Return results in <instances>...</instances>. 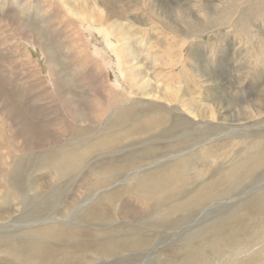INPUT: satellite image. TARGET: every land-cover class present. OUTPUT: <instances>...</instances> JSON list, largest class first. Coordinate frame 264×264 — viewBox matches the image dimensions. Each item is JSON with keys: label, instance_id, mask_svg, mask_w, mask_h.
<instances>
[{"label": "rangeland", "instance_id": "obj_1", "mask_svg": "<svg viewBox=\"0 0 264 264\" xmlns=\"http://www.w3.org/2000/svg\"><path fill=\"white\" fill-rule=\"evenodd\" d=\"M67 1L0 0V264H264V0Z\"/></svg>", "mask_w": 264, "mask_h": 264}, {"label": "bare ground", "instance_id": "obj_2", "mask_svg": "<svg viewBox=\"0 0 264 264\" xmlns=\"http://www.w3.org/2000/svg\"><path fill=\"white\" fill-rule=\"evenodd\" d=\"M12 1V0H11ZM19 1V0H18ZM22 1V0H21ZM40 1V0H39ZM69 1V0H68ZM68 1H67V3H68ZM71 1H73V0H71ZM76 1V0H75ZM229 1L230 2H232V5H236V4H238L239 2H242V1H244V0H228V1H223V3L224 4H226V3H229ZM4 2V1H3ZM28 2V1H27ZM41 2H43V1H41ZM48 2V1H47ZM55 2H57V1H55ZM66 1H64V3H65ZM90 2H91V0H90ZM101 2V4H100V6L99 5H97L95 2H93V4L92 3H87V2H85V4L84 5H82L81 7H82V9H81V13L79 14V10H78V14H76V13H73V12H69V14L71 15V16H73V17H76V20L78 19L79 21H80V28L82 27V25L84 24V23H87L88 25H94V24H100V26H101V29L102 30H100V32L102 33V34H104V37H108V39H110V37H115L116 39H117V43L118 44H116V43H112V42H110L109 44L111 45V47L112 48H114L115 49V51L116 52H118V54H120L119 56H121V58L122 59H124V62L125 63H123V64H127V65H130V63H131V60H133V59H136L137 57L135 56V54L133 55V51H132V49H133V47L131 48V46H130V43L129 42H131V40L129 41V36H128V34H127V31H125V28L123 29H119V23H118V21L117 20H111L110 22H109V20H107L106 18L108 17L107 15V17L105 16V17H103V11H104V2H103V0L102 1H100ZM35 3V2H34ZM50 3V2H49ZM60 2H58V4H59ZM63 3V2H62ZM72 3V2H71ZM75 3V2H74ZM84 3V1H82V4ZM15 4V3H14ZM28 4V3H27ZM38 4H40V3H38ZM44 4H45V2H44ZM79 4V3H78ZM106 4V3H105ZM19 5V4H18ZM29 5V4H28ZM49 5V4H48ZM52 6H53V4H51ZM64 5V4H63ZM72 5H73V3H72ZM138 5V4H137ZM231 5V6H232ZM20 6H22V4L20 5ZM51 6V7H52ZM57 6V5H56ZM65 6V5H64ZM78 6H80V5H78ZM109 6V5H108ZM35 7V6H34ZM50 7V6H49ZM70 7V6H69ZM105 7H107V6H105ZM110 7V6H109ZM218 7V6H217ZM216 7V8H217ZM90 8H92V9H90ZM126 8V7H125ZM134 8V7H133ZM25 9V8H24ZM47 9V8H46ZM73 9V8H72ZM72 9H70V11L72 10ZM112 9V8H111ZM35 10V9H34ZM130 10V9H129ZM69 11V10H68ZM73 11V10H72ZM135 11H136V9H135ZM106 12V11H105ZM104 12V13H105ZM134 12V11H133ZM3 13V12H2ZM37 13V12H36ZM46 13V12H45ZM62 13V12H61ZM5 14V13H4ZM51 14V13H50ZM63 14V13H62ZM69 14L67 15L66 14V17H68L69 16ZM59 15V14H58ZM64 15H65V12H64ZM63 15V16H64ZM205 16V15H204ZM0 17H2V16H0ZM28 17V16H27ZM60 17V16H59ZM70 17V16H69ZM206 17V16H205ZM2 18H4V17H2ZM7 18V17H6ZM11 18H13V17H11ZM41 18V17H40ZM58 19V18H57ZM72 19V18H71ZM110 19V18H109ZM15 20V19H14ZM40 20V19H39ZM56 20V19H55ZM62 20V19H61ZM60 20V21H61ZM74 20H75V18H74ZM203 20V19H202ZM16 21V20H15ZM196 21V20H195ZM206 21V20H205ZM5 22V21H4ZM62 22V21H61ZM68 22V21H67ZM197 23H196V25H199L200 23H199V21H196ZM200 22H202V21H200ZM207 22H209V21H207ZM44 23V22H43ZM65 23V22H64ZM74 23V22H73ZM76 23V22H75ZM74 23V26L76 25ZM121 23V22H120ZM134 23V22H133ZM206 23V22H205ZM217 23H219L218 21H217ZM69 24V23H68ZM129 24H131V25H133V27H135L134 26V24H132L131 22H129ZM207 24H209V23H207ZM66 25V24H65ZM130 25V26H131ZM202 25H205V24H202ZM211 25V24H210ZM31 26V25H30ZM77 27V26H76ZM90 27V26H89ZM127 27V26H126ZM128 28V27H127ZM163 28V27H162ZM74 30V29H73ZM140 31V30H139ZM138 31V32H139ZM72 34V33H71ZM137 34V33H136ZM67 35V34H66ZM136 36V35H135ZM138 36V35H137ZM174 36V35H173ZM68 37V36H67ZM66 37V38H67ZM134 37V36H133ZM139 37V36H138ZM142 38V37H141ZM149 38H151V37H149ZM70 39V38H69ZM140 39V38H139ZM146 39V38H145ZM60 41V40H59ZM74 41V40H73ZM62 42H63V40H62ZM62 42H61V44H62ZM72 42V41H71ZM116 42V41H115ZM156 42V41H155ZM67 43V42H66ZM65 43V44H66ZM81 43L83 44V42L81 41ZM152 43V42H151ZM70 44V43H69ZM143 44V43H142ZM147 44V43H146ZM146 44L144 45V46H146ZM183 44V43H182ZM40 45V44H39ZM67 45H68V43H67ZM75 45V44H74ZM73 45V46H74ZM132 45V44H131ZM148 45V44H147ZM150 45V44H149ZM148 45V46H149ZM76 46H79V45H76ZM76 46H74V47H76ZM80 46H82V45H80ZM165 47V46H164ZM82 48H84L85 49V47L83 46ZM81 48V50H80V52L83 50ZM183 48V47H182ZM182 48H180V49H182ZM67 49V48H66ZM74 49V48H73ZM76 49H78V48H76ZM147 49V48H146ZM146 49L145 50H143V51H146ZM179 49V50H180ZM79 50V49H78ZM86 50H88V48L86 49ZM136 50V49H135ZM173 50V49H172ZM179 50H176V51H178L179 52ZM111 51H113V50H111ZM149 51V50H148ZM158 51V50H157ZM70 52V51H69ZM86 52V51H85ZM115 52V53H116ZM136 52V51H135ZM183 52V51H182ZM83 52H81L80 54H82ZM91 53V52H90ZM137 53V52H136ZM73 54V53H72ZM79 54V55H80ZM86 54V53H85ZM160 55V54H159ZM82 56V55H81ZM149 56V55H148ZM79 57V56H78ZM91 57V56H90ZM134 57H136V58H134ZM80 58V57H79ZM193 58V57H192ZM91 59V58H90ZM122 59H120V60H122ZM194 59V58H193ZM95 60H97V59H95ZM137 60V59H136ZM140 60V59H139ZM182 60V59H181ZM86 61V60H85ZM88 61V60H87ZM86 61V62H87ZM129 61H130V63H129ZM154 61H156V60H154ZM84 62V61H83ZM92 62V61H91ZM98 62V61H97ZM100 62V61H99ZM123 62V61H122ZM139 62V61H138ZM140 63V62H139ZM142 63V62H141ZM157 63H160L161 64V62H158L157 61ZM174 63V62H173ZM143 64V63H142ZM141 64V65H142ZM177 64H178V62H177ZM180 64V63H179ZM162 65V64H161ZM181 65V64H180ZM36 66V65H35ZM133 66H135L133 69H136V65H133ZM172 66V65H171ZM82 67V66H81ZM86 67V66H85ZM181 67V66H180ZM132 68V67H131ZM130 68V69H131ZM141 68V67H140ZM139 68V69H140ZM161 68H163V67H161ZM167 68V67H166ZM104 69V68H103ZM106 69V68H105ZM170 69V68H169ZM141 70V69H140ZM79 71V70H78ZM85 71V70H84ZM132 71H134V70H132ZM131 71V72H132ZM136 71V70H135ZM170 71V70H169ZM59 72V71H58ZM138 72V71H137ZM152 72H154V71H152ZM158 72V71H157ZM53 73V72H52ZM103 73V72H102ZM106 73V72H105ZM129 73V72H128ZM39 74V73H38ZM133 74H134V72H133ZM137 74V73H136ZM142 74V73H141ZM158 74V73H157ZM161 74H162V71H161ZM168 74V73H167ZM144 75V74H143ZM159 75V74H158ZM103 76H105V75H103ZM122 76V75H121ZM123 76H124V74H123ZM157 76V75H156ZM134 77H135V75H134ZM144 78H145V76H143ZM150 77V76H149ZM124 78V77H123ZM137 78V77H136ZM147 78V77H146ZM151 78V77H150ZM164 78H165V76H164ZM171 78V77H170ZM107 79V81H108V78H106ZM105 78L103 79V80H106ZM127 79H128V77H127ZM138 80V79H137ZM159 79L157 78V81H158ZM95 82H96V79L94 80ZM131 81H133V80H131ZM131 81H130V83H131ZM149 81V80H148ZM166 81V80H165ZM98 82V81H97ZM138 82V81H137ZM141 82H144V81H141ZM47 83V82H46ZM98 83H100V82H98ZM109 83V82H108ZM135 84H136V81L134 82ZM61 84V83H60ZM102 84H105V83H102ZM110 84V83H109ZM149 84H151V83H149ZM132 85H134L133 84V82H132V84L131 85H129V86H132ZM146 85V84H145ZM171 85V84H170ZM169 85V86H170ZM137 86H138V84H137ZM149 86H151V85H149ZM49 87V86H48ZM105 87H106V84H105ZM143 87H144V85H143ZM142 87V88H143ZM162 87V86H161ZM173 87V86H172ZM53 88V87H52ZM60 88V87H59ZM103 88H104V86H103ZM141 88V87H140ZM141 88V89H142ZM148 89H149V87H147ZM167 88H168V86H167ZM169 88H171V87H169ZM109 89V88H108ZM120 89V88H119ZM134 89V88H133ZM135 89L136 90H139V87H138V89L135 87ZM144 89V88H143ZM162 89V88H161ZM112 90H114V87H113V89ZM123 90V89H122ZM159 90V89H158ZM105 91V90H104ZM133 91V90H132ZM161 91V90H160ZM110 92V91H109ZM130 92H131V90H130ZM107 93V92H106ZM172 92H170V94H171ZM176 93V92H175ZM104 94H105V92H104ZM109 94V93H108ZM127 93H125V95H126ZM167 94V93H166ZM165 93H164V95H166ZM112 96H113V94H111ZM128 95V94H127ZM139 95V94H138ZM160 95V94H159ZM172 95H173V93H172ZM177 95V94H176ZM136 96V95H135ZM142 96V95H141ZM156 97L155 98H157V94L155 95ZM169 96V95H168ZM179 96V95H178ZM100 97V96H99ZM109 97V96H108ZM113 97H115V96H113ZM147 97V96H146ZM145 97V95H144V98H146ZM149 97V96H148ZM159 97V96H158ZM171 97V96H170ZM176 97V96H175ZM180 97V96H179ZM98 98V97H97ZM118 98V97H117ZM169 98V97H168ZM119 99V98H118ZM167 99V98H166ZM177 99V98H176ZM124 100V99H123ZM136 100V99H135ZM143 100V99H142ZM148 100V99H147ZM158 100V99H157ZM180 100V99H179ZM112 101V100H111ZM121 101V100H120ZM120 101H118L119 103H120ZM132 100H130V102H131ZM149 101V100H148ZM181 101V100H180ZM196 101V100H195ZM103 102V101H102ZM115 102V101H114ZM128 102V101H127ZM145 102V101H144ZM97 103V102H96ZM101 103V102H100ZM106 103V102H105ZM105 103H103L102 105H105ZM118 103V104H119ZM126 103V102H125ZM149 103V102H148ZM178 103V102H177ZM180 103V102H179ZM258 103V102H257ZM2 104V103H1ZM114 104V103H113ZM116 104V103H115ZM124 104V103H123ZM161 104V103H160ZM173 104V103H172ZM138 105V104H137ZM137 105H135V106H137ZM182 105V104H181ZM186 104H184V106H185ZM256 105V104H255ZM110 106V105H109ZM189 106V105H188ZM101 107H103V106H101ZM105 107H106V105H105ZM104 108V107H103ZM108 108V107H107ZM106 108V109H107ZM144 108V107H143ZM159 108V107H158ZM105 109V108H104ZM110 109V108H109ZM126 109V108H125ZM132 109H134V108H132ZM136 109V108H135ZM140 109V108H139ZM188 109V108H187ZM1 110V109H0ZM248 111V110H251V108H245V110H244V112L245 111ZM110 111V110H109ZM126 111H127V109H126ZM130 111V110H129ZM131 112V111H130ZM116 113V112H115ZM118 113H122V111H120V112H118ZM124 113H126V112H123V114ZM132 113H133V111H132ZM192 113V112H191ZM190 113V114H191ZM230 113V112H229ZM1 114H3V113H1ZM100 114V113H99ZM149 114V113H148ZM159 114V113H158ZM248 115H249V117H250V113L248 112L247 113ZM119 116H120V114H118ZM122 115V114H121ZM153 115V114H152ZM155 115V114H154ZM165 115V114H164ZM2 116V115H1ZM105 116V115H104ZM124 116V115H123ZM123 116L121 117V118H123ZM208 116H210L209 118H213V119H215V112L212 110V111H209L208 112ZM148 117V116H147ZM157 117V116H156ZM5 118V117H4ZM155 118V117H154ZM159 118V117H158ZM1 119V118H0ZM125 119V118H124ZM123 119V120H124ZM1 121V120H0ZM163 121V120H162ZM2 122V121H1ZM155 122V121H154ZM159 122V121H158ZM165 122V121H164ZM164 125V124H163ZM2 126V125H1ZM146 126V125H145ZM152 126V125H151ZM160 126V125H159ZM138 128V127H137ZM155 128V127H154ZM132 129V128H131ZM135 129V128H134ZM156 129V128H155ZM136 130V129H135ZM147 130H148V128H147ZM152 131V130H151ZM128 133V132H127ZM102 138V137H101ZM113 138V137H112ZM103 139V138H102ZM59 151V150H58ZM65 155H67V154H65ZM63 157V156H62ZM64 158V157H63ZM60 159V158H59ZM62 159V158H61ZM69 159V158H68ZM57 161V160H56ZM64 163V162H63ZM56 164V163H55ZM57 164H58V162H57ZM60 164V163H59ZM62 165V164H61ZM61 165H60V167H61ZM67 165V164H66ZM57 166V165H56ZM59 166V165H58ZM59 167V168H60ZM66 167V166H65ZM68 169V168H67ZM62 170V169H61ZM23 172V171H22ZM65 173V172H64ZM12 177V176H11ZM45 185V184H44ZM145 193V192H144ZM158 194V193H157ZM5 225V224H4Z\"/></svg>", "mask_w": 264, "mask_h": 264}]
</instances>
